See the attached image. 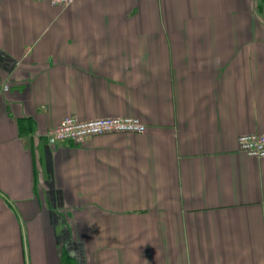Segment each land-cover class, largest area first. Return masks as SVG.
I'll use <instances>...</instances> for the list:
<instances>
[{
  "label": "crops",
  "instance_id": "0c3cea01",
  "mask_svg": "<svg viewBox=\"0 0 264 264\" xmlns=\"http://www.w3.org/2000/svg\"><path fill=\"white\" fill-rule=\"evenodd\" d=\"M263 131L264 0H0V264H264Z\"/></svg>",
  "mask_w": 264,
  "mask_h": 264
},
{
  "label": "built area",
  "instance_id": "2783aa9c",
  "mask_svg": "<svg viewBox=\"0 0 264 264\" xmlns=\"http://www.w3.org/2000/svg\"><path fill=\"white\" fill-rule=\"evenodd\" d=\"M51 4H69L73 0H46ZM146 125L133 116H102L80 119L71 114L49 128L46 137L49 142H80L90 136L109 132L144 133ZM238 149L249 156L264 157V131L243 133L237 137Z\"/></svg>",
  "mask_w": 264,
  "mask_h": 264
}]
</instances>
